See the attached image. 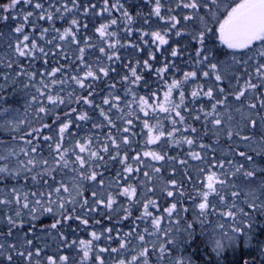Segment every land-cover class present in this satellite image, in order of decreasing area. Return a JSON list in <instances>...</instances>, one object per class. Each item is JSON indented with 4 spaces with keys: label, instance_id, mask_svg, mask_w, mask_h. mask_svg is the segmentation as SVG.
Returning <instances> with one entry per match:
<instances>
[{
    "label": "snow or ice",
    "instance_id": "6c2138e0",
    "mask_svg": "<svg viewBox=\"0 0 264 264\" xmlns=\"http://www.w3.org/2000/svg\"><path fill=\"white\" fill-rule=\"evenodd\" d=\"M151 2L153 6L148 17L142 16L140 12H137L134 17L124 4L120 3V0H115V3L112 4L109 3V0H102L99 6L90 2L81 5L79 0H54L55 5H58L54 6L53 0H48L47 8L42 0H8L7 3L0 4V28L7 30L6 32L0 31V36L7 35L10 38L8 47L13 49L17 60L26 58L30 62H35L38 58H43L45 71L40 73V87L36 89V95L31 96L29 103L40 104L41 106L36 110L37 116L41 114L52 116L53 124L58 126L55 140L51 135H42V129L51 131V126L44 124L42 128H32L25 136L20 137L26 146L32 145L30 149L26 146L20 147L17 152L15 148H12L7 155L0 156V160H9L13 156L18 158L19 154L29 157L27 163L18 161L19 167L16 168H11L8 164L0 165V180L5 182L18 181L21 178V173L24 174L23 180L27 181L29 180L28 174L33 169L38 166L42 169V171L31 175V182L34 187H37L36 191L14 186L3 199H0V204L15 205L16 208L14 214L6 217L7 236H11L14 229L23 230L25 212L30 217L29 232L23 233V245L10 244L6 247L5 244L0 243V256L4 257L0 264H16L13 253H15V257L23 259L25 264H33L34 258L40 257L42 249L40 247L32 248L33 240L27 239L29 233L35 235L37 230L48 231L57 229L58 226L64 227L66 224L71 227L69 222L77 221L81 227H89L87 217L100 214L98 209L101 206L107 213L108 222L112 223L111 213L116 211L114 205L117 203L112 194L113 186H115L116 194L126 198L129 204L127 208L121 206V210L124 212L121 220H128L132 215V207L139 205L142 209L141 215L135 219L142 223L150 221L151 231L149 227L140 229L139 223H134L128 232L116 229L115 237L112 235L114 229L109 227L101 233L92 231L91 239L78 241L73 239L70 242L63 232H59L60 243L65 249L70 250L73 246H79L82 252L79 264H88L93 259L95 264H105L102 257L105 252L130 255V259L121 256L116 264H264V115H261L259 111L264 110V98H258L257 102H249L247 104L248 113L244 112L243 106L235 109L240 114L241 120L233 126L232 109L227 103L229 97L225 95V88L221 86L225 81L230 83L231 79L236 78L233 71L235 68L239 66L246 68L249 62L255 59L254 75L260 83H253V76L249 75L244 86L233 94V98L239 103L246 93H255L259 87H264V0H168L167 5L163 4L162 0H151ZM27 8H31L32 11H27ZM81 8L83 9L82 15L93 21L102 19L104 14H111L113 11L120 13V18L125 25L126 36L133 32L132 25L137 18L144 19L147 23L151 16H155L166 22L167 27L163 32L160 30H137L140 33V43L155 47L157 51L163 46L169 45L170 38H179L174 41L176 46L170 47L169 56L165 57L162 62L163 66L155 69L156 91L152 90V85L144 78V75L137 71V67L152 70L153 64L149 61L155 63L156 52L149 51L148 59L136 61L137 66H132L131 62L123 65L130 73V75L121 77V83L124 85L123 101L120 95H112L111 100L105 97L102 98L101 104H95L93 84L101 80L102 77H109L110 73L116 72V67L113 65L120 62L119 48L124 45L121 44L118 33L110 31L112 26L118 24L116 18H109L98 27L94 24L95 32L108 40L105 46L99 47V52L105 55L108 64L99 66V61H97V67L94 69L91 64L85 63V47H80L81 40L78 39V36L79 30L81 28L87 30L88 25L87 22L82 23L79 19ZM162 9H165L166 14H162ZM177 10H179V14H174ZM58 21L66 22L67 26L63 29L57 28L55 25ZM43 23H48L49 27H40V35L35 36L37 26ZM26 25H30L32 29L31 37L25 33ZM49 35H51V39L47 38ZM113 38L115 39L113 40ZM41 39L44 44L49 46V51L38 45L37 40ZM12 40H14V44ZM149 41H151V45H149ZM83 43L89 48L93 47L91 38H86ZM68 44H72L78 49L77 60L80 65H83V69H80L82 75L79 74V71L76 75L70 74L71 63L65 51V46ZM193 44L195 50L194 54L189 57L191 63L184 65V67H191L192 70L183 71L175 61L180 59L186 49ZM127 47L133 51H144L138 44L132 43L131 39H129ZM56 50L60 51L68 67H53L48 71V57L50 54L55 56ZM160 54L163 55V52ZM221 56L226 59L221 60ZM6 67L11 69L12 63L9 62ZM172 70L182 72V76L181 78L171 76L170 82H168L165 77ZM58 73L61 74L59 79H57ZM16 75L18 77L27 76L31 83L36 79L37 73L29 72L20 66V71ZM46 77L49 78L47 83L45 82ZM4 79L7 81L8 77L5 76ZM195 79H205L207 88L205 90L203 84H197L191 90L190 98H187L184 86ZM89 80L90 82L86 83ZM69 81L78 85L79 90L87 91L88 95L77 96L75 91L61 95L64 85ZM57 86L58 91L55 90ZM109 87L114 89L115 84L109 85ZM141 87L146 90L147 95H140ZM161 88H163L162 100L157 95V91ZM176 91H178V102L174 99ZM38 96L41 98L40 100H38ZM201 96L209 98L210 102L214 101L211 102L210 111H204L203 106L200 108L204 121L207 122L208 118L212 117L210 123L216 129L213 135H218L219 129L226 125V139L231 141L233 138H239L245 150H230L227 155L233 158L227 160L216 161L213 155L211 167L217 168L219 175L223 178L217 179V171L208 173L205 190H197L199 202L193 200L191 220L180 215V213H188L189 209L181 206L178 210V204L175 202L176 195L184 196L182 185L178 184L175 179L164 180L160 167L151 166V174L149 171H143L144 181H137V183L146 189L147 193H151L154 197L156 195L154 188L148 187V184L155 185L159 182L160 194L166 199L172 198L174 201L163 209L162 214L154 215L159 210L157 200L145 198L143 192L141 197L137 198V187L134 185L121 187L120 179L127 177L130 173L139 175L142 171L140 165L148 168L149 165L145 163L143 157H151L152 161H165L166 163H174L176 157L167 156L166 153L161 154L154 150L137 151L135 156L130 157L128 152L121 149L120 144L131 149L132 140L130 137L137 135L132 131L134 121H142L140 131L147 130L145 147L149 144H156L158 141H162V138L167 137L168 139L163 140L159 145L161 149L169 144L179 147L187 144L189 146L188 158L204 164L205 161L201 153L204 151L215 153L216 151L211 145L197 144L195 139L183 134L180 138L176 137V133L179 131L176 125L186 123V117L182 115V111L187 109L186 99L195 105ZM217 96L222 98L217 99ZM45 101L47 106H44ZM150 101H154V103ZM121 102L124 103L123 108L120 107ZM72 104H84L98 110L99 116L103 117L106 124L113 129L116 128V125L110 113L115 108L120 113L117 119L123 121V127L117 129L122 135L120 143H117L116 137L109 132L103 141L98 137L87 136L74 140L71 149L63 147L66 137L71 138L74 135L71 131L72 127L79 131L81 122H91L93 119L89 116L88 111L78 113L76 108L71 107ZM60 105H64L69 111L60 115L58 112ZM101 105H107V111ZM133 105L137 107H133ZM221 108L225 111L226 119L220 113ZM195 111L196 109L193 108L188 114L191 115ZM141 112L144 113V118L139 115ZM159 113L167 114L165 119L171 120V131H167L163 122L159 118H155L159 116ZM73 114H75L74 119ZM150 118H155V123H150ZM194 119L200 120L201 117L197 115ZM25 124L27 121L19 119L14 109L0 108V129L6 132H16L21 125ZM104 126V123H92L93 129H100ZM190 131L193 134L198 133L196 127H190ZM245 131H249L253 135H241ZM256 134H259V141L253 139ZM26 136H33L34 139H37V143L33 145V140L25 139ZM41 136L44 144H47L48 148L55 153L51 164L47 159L37 158L39 157L38 148ZM197 146L200 151H193L192 149ZM240 147L241 145H237V149ZM30 153L37 155L31 156ZM69 153L74 154V159H69ZM56 155L59 156V159H56ZM105 155H108L112 163L122 165V170L117 171L115 179L111 177L105 179L104 171H107ZM236 158L242 162L236 163ZM129 160L132 163H129ZM179 163L181 166H186L187 160H180ZM133 165L136 167L134 168ZM70 166L74 173L70 183H66L64 180L57 182L53 173ZM199 172L203 173L204 168L199 169ZM45 175L52 180V184L44 180ZM157 177L160 178L159 181L156 180ZM187 179L190 181L191 177H187ZM237 179H242L245 186L230 192L231 203H229L225 195L217 192L216 185L219 184L221 188L225 189H237ZM86 183H90L93 188L98 189H88L90 198L84 195ZM40 184H43V190L39 187ZM172 186L178 189L175 195L170 190ZM213 193L216 194L220 202L219 206L210 204L209 197ZM240 204L243 206H239ZM77 207L81 210L80 214L76 213ZM44 214H52L54 222L43 229H36L35 222ZM165 217L167 226L162 227ZM120 222L116 221V223ZM93 223L99 224L100 222L94 220ZM197 228H199V233H197ZM75 231L76 229H71L73 234ZM101 236H105L108 242L117 239L118 247L97 248L94 241H99ZM146 237H151L156 242L149 246ZM134 239L137 241L136 244L133 243ZM241 245L252 251L241 254L239 259H236L235 255L233 258L225 257V252L228 250L237 254ZM193 246L195 247L193 248ZM94 252L96 253L95 257H93ZM253 252L255 254H252ZM152 253L155 254L154 258ZM58 262L59 264H68L69 256L60 255L57 250L55 255L45 258L44 264H58ZM36 264H40L39 259H36Z\"/></svg>",
    "mask_w": 264,
    "mask_h": 264
},
{
    "label": "trees",
    "instance_id": "16d2710c",
    "mask_svg": "<svg viewBox=\"0 0 264 264\" xmlns=\"http://www.w3.org/2000/svg\"><path fill=\"white\" fill-rule=\"evenodd\" d=\"M8 0H0V4L7 3ZM42 2L45 3V7H48V0H42ZM81 5H84L86 3H95L99 6L100 3H102V0H79ZM54 3V0H53ZM109 3H115V0H109ZM120 3L124 4L125 8L129 10V12L136 17V13L140 12L142 16L148 17L150 11L152 2L151 0H120ZM162 3L167 5L168 0H162ZM54 6H58L55 5ZM69 6L71 4L69 3ZM27 11H32L31 8H27ZM83 9L81 8L79 15V19L81 22H87V30L81 28L79 30V36L78 39L81 40L80 47H85V63L91 64L93 68L95 69L97 67V61H99V66H107L108 61L106 60V57L103 53L99 52V47L105 46L108 43V40H106L103 37H100L98 32H95L94 30V24L95 26H99V24L106 22L109 18H116L118 20V24L115 26H112L110 28V31H115L118 33V37L121 41V44L124 45V47L119 48V54H120V62L118 64H114L113 66L116 67L115 73H110L109 77H102L101 80L96 81L93 84L94 89V101L95 104H101L102 98H109L111 100L112 95H120L122 97V101L124 98V85L121 83V77L123 75H130L127 68H125L123 65H127L129 62H131L132 66H137L136 61H143L145 59H148V52L153 51L156 52V61L153 63L151 60L149 63L153 64L152 70H146L141 67H137L138 73H142L144 75V78L149 81V83L152 85V90H157V85L154 83L157 80L155 69L158 67H162V62L165 59V57L169 56V50L170 47H175L176 43L174 41L178 40L179 38L172 37L169 39V45L163 46L162 48L157 51L155 47H149L148 45H144L140 43L139 36L140 33L137 31L138 29H143L144 31H155L160 30L161 32L164 31V29L167 27V24L165 21L160 20L159 18L155 16H151L148 19V22L145 23L144 19L137 18L132 27L133 32L129 35H125L124 31V23L120 18V13L113 11L111 14H104V17L102 19H97L93 21L90 18H86L82 15ZM162 14H166L165 9H162ZM179 14V10H177L176 13ZM14 26V25H13ZM57 28L63 29V27L67 26V23L64 21H58L55 25ZM40 27H49L48 23H43L41 25L37 26V30L35 32V36H39V28ZM0 31H7L6 29L0 28ZM25 33L29 34L30 37L33 35L32 29L30 25L25 26ZM48 39H51V35L47 37ZM86 38H91V43L93 45L92 48L87 47L83 41ZM9 37L7 35L0 36V108L8 107L10 109H14L16 115L19 119H23L27 121V124L21 125L20 129L16 132H6L2 129H0V156L7 155L9 150L12 149L10 147L14 146L17 148V152H19L20 147H25L24 140H21V136H25L26 133L30 132L32 128H42V125L47 124L51 126V131L49 132L46 129H42V135H52L51 132H54L52 137L55 140L57 138L58 134V126L53 124V117L52 116H46L44 114H41L37 116L36 110L40 104L32 105L29 103L31 100L32 95H36V89L40 87L39 81H40V73L45 71V65L43 63V58H38L35 62H30L26 58H20L17 60L16 55L13 51V49L8 47ZM115 38H113L114 40ZM131 39L132 43L138 44L141 49H144L143 52L140 51H133L131 48L127 47L128 41ZM147 39V37H145ZM103 41V43H102ZM12 43L14 44V40H12ZM38 45L45 47L46 51H49V46L44 44L42 39L37 40ZM149 45H151V41H149ZM218 47L223 48V46L218 45ZM195 45L188 47L186 51L182 54L181 58L176 60L175 63L178 67H181L183 71H190L192 70L191 67H184L185 64H190L191 61L189 59L191 54H194ZM225 51H228L224 49ZM65 51L67 52V56L69 58V61L71 63V68L69 69L71 75H76L79 71V74L82 75V71L80 69H83V65L79 64V61L77 60L78 56V49L72 45L68 44L65 46ZM107 51V49H106ZM163 52V55L160 53ZM221 60L226 59L225 57L221 56ZM11 62L12 68L9 69L6 67V65ZM20 66H23L27 71H35L37 73L36 79L29 82L27 76H20L18 77L16 74L20 71ZM63 66L65 68L68 67V64L65 63V60L63 56L60 54L59 50H56V55L52 56L51 54L48 57V64H47V70L50 71L53 67H60ZM235 74V73H234ZM7 76L8 79L5 81L4 77ZM61 76L60 73L57 74V79H59ZM175 76L176 78H181L182 72H175L174 70L170 71L168 74H166V79L168 82H170V77ZM65 78H67L65 76ZM200 81H203L204 79H197ZM195 81V80H194ZM45 82H49V78H45ZM89 81H86V83H89ZM227 82V81H226ZM225 83V82H224ZM115 84V88L112 89L109 87V85ZM27 85V87H26ZM190 89L187 85L184 86V91L186 92V97L190 98L187 91ZM52 90V89H50ZM56 91L59 90L58 86L55 89ZM162 90V88H161ZM161 90L157 91V95H160ZM206 90V86H205ZM77 96H87V91H81L79 90V86L75 85L73 81H69L67 84L64 85V91L61 92V95H66L67 93L74 92ZM111 93V95H110ZM227 93V92H226ZM225 93V94H226ZM177 97H178V91H176ZM215 94V90H214ZM140 95H147L146 90L141 87L140 88ZM228 97H230V94H226ZM179 98V97H178ZM177 98V100H178ZM222 97L218 96L217 99H221ZM41 98L38 96V100ZM130 99V97H129ZM208 98L201 96L199 100L195 103V105H190V100H186L187 109L182 111V115H185L186 117V123L177 124L176 127L179 129V131L176 133V137L180 138L181 134L187 135L190 138L195 139L196 141H201L202 143L208 142L211 147H215L216 151L215 153L208 151L206 153V157L204 158L205 163L200 164L197 163V161H194L192 159H189L187 156L189 147H187V144H184L182 147H179L175 144H169L167 146H164L161 153H166L167 156L176 157V161L173 162H165V161H152L151 160V166L160 167L161 171L163 173V179L166 181H170L175 179L178 184L182 185L184 196L181 197L179 195H176L175 202L178 204V210L182 207H186L189 209L188 213H180L181 216H186L188 220L192 219V212H193V200L195 199L197 202H199V197L197 196V190H205V187L202 186L200 182H198L197 175H202L203 173L199 172V169H201L204 166H208L207 162L212 161L213 155L215 156V160L220 159V156L226 155L225 160L232 159V156H228L227 153L230 150L233 151H243L245 150L242 146V144H237L235 141L239 142V138H233V140L228 141L226 139V133H225V126L221 127L219 129L218 135H213V132L216 131V129L213 127V125L210 123L212 117L208 118V121H204L203 119V112L200 111L201 106H203L204 111H210L211 110V102L214 101H207ZM249 100V99H248ZM246 100V103H249L250 101ZM151 103H154V101H150ZM228 103V102H227ZM229 108L232 109L231 114L234 115L233 118V126L235 124L239 123L241 120L240 114L235 111L237 108H232L231 104H229ZM44 106H47V103L45 101ZM105 108L107 111L108 106L107 105H101ZM71 107H74L77 109V112L80 111H88L89 116H91L93 119L91 122H81L80 123V129L77 131L75 127H72L71 131L74 134L71 138H67L64 141L63 147L71 149L73 146V142L76 139H80L81 137H87V136H93L98 137L101 141L105 139L106 136H108L109 132H111V135L116 137L117 143H120L122 139V135L120 132L117 131V129H121L123 127V121L120 119H117V116L120 115V113L117 112L115 108L112 109V112L110 115H112L113 122L116 125V128L113 129L111 126L107 125L106 122L103 120V117L99 116L98 110L91 108V106L84 105V104H72ZM120 107H124V103L121 102ZM133 107H137L136 105H133ZM195 108L196 111L192 112L191 115H189V111L191 109ZM91 109V110H90ZM244 110V109H243ZM69 111L67 107L64 105H60L58 112L60 115H63L64 112ZM245 112V110H244ZM220 113L222 116L226 115L223 108L220 109ZM246 113V112H245ZM139 115L144 118V113L141 112ZM200 116V120H195V116ZM167 114L165 113H159L158 117L167 131H171V120L165 119ZM75 117V114H73V119ZM155 118H150V123H155ZM178 119V118H177ZM104 123V127L100 129H93L92 123ZM142 122V121H141ZM134 121V127L132 128V131L137 133L135 137H130V140H132V147L131 149L126 148L122 143L120 144V147L123 151L128 152L129 156H135L137 151H144V150H150L152 146L158 145L156 144H149L147 147H145V141L147 139L145 133L147 130H144V132L140 131V123ZM190 127H196L198 129V133L193 134L190 131ZM188 129L187 131L185 129ZM241 135H253V133L249 131H245L241 133ZM15 137V139H13ZM259 138V134L254 135L253 137ZM25 139H31L33 140V145L37 143V139H34L33 136H26ZM168 139L167 137L162 138V141ZM217 140H219V143H217ZM160 141V142H162ZM241 142V141H240ZM39 143L41 145L40 150L45 153H39V157L37 158H45L49 160V163L51 164L53 159V154L51 152L46 151V149L43 147L45 144L41 138H39ZM236 144V145H235ZM237 145H241L239 149H237ZM28 147L32 145H27ZM26 146V147H27ZM224 146L229 150L228 152L224 150H220V148H224ZM30 149V148H29ZM111 151V149H110ZM31 154V153H30ZM252 154V153H250ZM37 154H34L36 156ZM26 156L23 154H19L18 158L16 156L11 157L9 160H0V165L8 164L11 168L19 167L18 161H27L28 159L25 158ZM57 157V156H56ZM146 159V157H143V159ZM56 159H59L56 158ZM69 159H74V154L69 153ZM180 160H187L186 166H181L179 161ZM105 162L107 171H104V169H101V171H104L105 179L107 180L109 177L115 179L117 171L122 170V165L120 163H112L108 155H105ZM27 163V162H26ZM129 163H132L131 160H129ZM194 165V167H192ZM202 166V167H201ZM206 166V167H207ZM70 166L69 168L63 169L61 171H57L56 173H53L55 176V179L57 182L64 180L66 183H70L72 176L74 173L72 172ZM135 168V165H133ZM175 169V171H173ZM141 173L139 175L135 173L128 174L127 177H123L120 179V185L128 186V185H134L137 187V198L141 197L142 192L145 194V198H155L157 200V204L159 205V210L154 213V215H160L163 212V209L170 206L172 202V198H165L163 195L160 194V184L157 182L155 185L148 184V187H153L156 195L153 197L151 193H147L146 189H143L142 186L137 183V181H144V177L142 175V172L145 171L144 169H141ZM42 169L38 166L31 173H29V180L25 181L23 180V173H21V178L18 181L9 180L7 182L0 180V199H3L5 195H7L8 191L12 187H18V188H24L25 190L31 189L32 191H36L37 187H34L31 182V175H34L36 172H40ZM151 174V168L149 170ZM187 177H191V180L189 181ZM159 177L156 178L157 181H159ZM44 180L47 181V183L52 184V180L45 175ZM242 182V181H241ZM244 184V183H243ZM39 187L41 190H43V184H40ZM85 192L84 195L90 198V192L88 189L92 190H98L93 188L92 184L86 183L84 185ZM175 193L178 191V189L175 186H172L170 188ZM112 194L116 198L117 203L114 205V209L116 211H113L111 213L112 215V223L108 222L107 219V213L103 209V206H101L100 209H98V212L100 214H93L90 217H87L89 219V227H81L79 225V222H69L71 227H69L68 224H66L64 227L58 226L57 229H49L48 231H39L37 230L35 232V235L32 233H29L27 239L33 240L32 248L40 247L42 249L41 255L39 258H34L33 264H36V259H39L40 264H44L45 258L49 255H55L57 253V250H59L60 255H68L69 256V262L68 264H79L80 256L82 255L81 250L79 249V246H73L70 250L65 249V247L60 243V236L59 232H63L66 237H68V241L70 242L73 239H76L77 241L80 239L88 240L91 239L90 233L92 231H96L98 233L103 232L106 228L112 227L114 229L112 235L115 237L116 229H120L122 232H128L130 231L132 225L134 223H139L140 229H143L144 227H149V230L151 231V224L150 221L148 223H142L139 221H136V217L141 215V207L139 205L132 207V215L131 217L123 221L121 220V217L124 215V212L121 210V206L124 208H127L129 206L128 200L126 198H123L122 196H119L116 194L115 186H113ZM11 198V197H9ZM91 202V200H90ZM219 200L216 201L215 205L219 206ZM16 208L15 205H9L5 206L3 204H0V243L5 244L7 247L10 244H18L23 245L24 244V232H29V224L28 221L30 217L27 215V213H24L25 217V227L22 231L13 230L11 236H7V221L6 217L7 215L14 214ZM152 209L150 208V211ZM69 211H71V208H69ZM76 213L80 214L81 210L79 207L76 209ZM59 218V217H57ZM175 218V217H174ZM99 221V224H94L93 221ZM116 221H121L120 223H116ZM54 222V219L52 217V214H44L40 216L39 220L35 222L36 229H43L45 226H49ZM166 217L165 221H162V227H166ZM71 229H76L75 233L73 234L71 232ZM197 233H199V228H197ZM39 238V239H37ZM150 237H146V239L149 241V246L154 241L149 240ZM156 242V241H155ZM133 243L136 244L137 241L134 239ZM94 245L97 248H116L118 247V241L117 239H114L112 242H108L106 240L105 236H101V239L99 241H94ZM47 246V247H45ZM195 246H193L194 248ZM189 251H192V249H189ZM251 249L244 248L243 245L240 246V249H238L237 254H234L231 250H228L225 252L226 258H233L235 255L236 259H239V256L241 254H247L248 252H251ZM252 254H255L254 252ZM14 259H16V264H25V261L23 259L15 257V253H13ZM96 253H93V257H95ZM154 258L155 254H151ZM123 256L125 259H130L129 254L121 253L120 255H117L115 253H109L105 252L102 254V257L104 259L105 264H116L119 258ZM199 257L197 256V259ZM247 258V256H245ZM4 257L0 256V261H3ZM59 264V262H58ZM88 264H95L94 259L92 261H89Z\"/></svg>",
    "mask_w": 264,
    "mask_h": 264
},
{
    "label": "rangeland",
    "instance_id": "374dc122",
    "mask_svg": "<svg viewBox=\"0 0 264 264\" xmlns=\"http://www.w3.org/2000/svg\"><path fill=\"white\" fill-rule=\"evenodd\" d=\"M255 66H256V60L253 59L252 61L249 62L248 66H247L246 68L243 67V66H239V67L235 68L233 71H234V73H235V77H236V78L231 79V82H230V83H228V82L225 81V83H223V84L221 85L222 87L225 88V93L227 92L228 94L231 95V96L229 97V99H228L227 102H228L229 104H231L232 108H240V107L243 106V109L245 110V112L248 113V108H247V104H248V103L245 102L246 100L249 99L248 101H250V102H257V99H258V98H264V87H259L258 90H257L255 93H246L245 97H242V98H241V101H240L239 103L233 98V94H234L235 92L239 91L240 88L244 86V83H245V81L248 79V76H249V75H252V76H253V80H252L253 83H257V84L260 83L259 80L256 79V78H255V75H254V69H255ZM197 84H203V85L206 86V88H207V81H206L205 79H204L203 81H200V80L195 79V81L193 80L192 82H190L189 84H187V86L190 87V89L187 91V93H188L189 96H190V94H191V90H192ZM185 86H186V85H185ZM227 93H226V94H227ZM226 94H225V95H226ZM185 95H186V92H185ZM158 96H159V98H160L161 100L163 99V88H162V90H161V92H160V95H158ZM217 97H218V96H217ZM177 98H178V97H177V94H176V92H174V99L177 100ZM206 98H207V97H206ZM186 100H187V99H186ZM207 101H209V98H208ZM177 102H178V100H177ZM190 105H192L191 102H190ZM258 110H259V107H258ZM259 111H260V114H261V115H264V110H259ZM224 115H226V114H224ZM231 115H232V117L234 118V115H233V114H231ZM53 133H54V132H51L52 135H53ZM52 135H51V136H52ZM253 137H254V136H253ZM253 139H254V138H253ZM254 140H255V141H259V138H255ZM157 143H158V145L156 144V146H152L150 150H154V151H157V152H161L162 149H161V147L159 146V145H161V142L158 141ZM199 143H202V142H201V141H197V144H199ZM235 143H237V144H241L240 141H239V142L235 141ZM24 144H25V143H24ZM204 144H205V143H204ZM206 144H207V145H210L208 142H206ZM235 145H236V144H235ZM254 146H255V145H254ZM27 147H28V146H27ZM30 147H31V146H30ZM30 147H28V148H30ZM40 147H41V145H40ZM40 147L38 148V152L45 153V152L43 151V149H42V151L40 150ZM43 147L46 149V151L51 152V154L55 155V153H54L53 151H51V150L48 148L47 144H45ZM53 147H54V145H53ZM187 147H189V146H187ZM10 148H15V147L12 146V147H10ZM212 148L216 150L215 147L212 146ZM15 149H17V148H15ZM192 150H193V151H200V149H199L198 146H197V147H194ZM220 150H224V151H226V152L229 151L225 146H224V148H220ZM188 151H189V150H188ZM232 151H233V150H232ZM206 153H208V151H204V152L201 153V155H202L203 158L206 157ZM161 154H164V153H161ZM249 154H250V153H249ZM30 155H31V156H34V154H32V153H31ZM56 156H57L56 158L59 157L58 155H56ZM225 156H226V155H222V156H220V159H217L216 161H220V160H222V159H225ZM25 158L28 159L29 157L26 156ZM43 159H45V158H43ZM144 161H145L146 164L149 165V167H148V168H145L144 165H140V168H141V169H144L145 171H149L150 168H151V165H152V164H151V157H146V159L144 158ZM24 162L26 163L27 161H24ZM212 162H213V161H211V162H207V163H208V166H207V167H206V166H204V167L201 166L202 168H204V173H203L202 175H200V174L197 175L198 182H200V183L202 184V186H204L205 188H206V184H207L206 176L208 175V173H209L210 171H217V173H218V175H217V179H218V180L223 178L222 176L219 175V171H218L217 168H212V167H211ZM241 162H242V161H240L238 158H236V163H241ZM197 163H199V162H197ZM200 164H201V163H200ZM135 167H136V166H135ZM192 167H194V165H192ZM241 181H242V182H241ZM229 183H231V181H229ZM243 183H244V182H243L242 179H237V180H236V184H237V186H238L237 189H225V188H221L220 185L217 184V185H216V187H217V192H219V193L225 195L226 200H228V202L231 203V200H230V192H231L232 190H239L240 188H243V187L245 186ZM209 201H210V204H215L216 201H218V199H217L215 193H213L212 195H210V197H209ZM239 206L242 207L243 205L240 204ZM149 240L154 241L151 237L149 238ZM154 242H155V241H154Z\"/></svg>",
    "mask_w": 264,
    "mask_h": 264
}]
</instances>
